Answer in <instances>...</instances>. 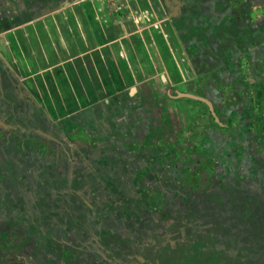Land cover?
Segmentation results:
<instances>
[{
  "label": "rangeland",
  "instance_id": "1",
  "mask_svg": "<svg viewBox=\"0 0 264 264\" xmlns=\"http://www.w3.org/2000/svg\"><path fill=\"white\" fill-rule=\"evenodd\" d=\"M91 2L90 9H93L92 4H95L97 18L101 19L103 24L106 23L109 29L114 28L115 35L113 34L112 38L106 37L103 43L100 41L96 43L89 37L86 47L80 42L78 35V30L82 29L83 25L78 28L72 27V36H68L64 32L65 27L60 25L57 28L53 25L54 20L66 21L68 14L63 12L64 10L52 13L58 5L63 7L83 4V0H0V33L3 34L0 42L3 46L5 44L0 50L9 58L7 65L18 68L19 77L23 78V82L31 72L30 68L27 67L25 70L19 66L21 63L27 64L26 61H31L26 60L23 51L25 48L30 51L38 44L36 49L38 48L40 52L45 35H49L48 30L63 31V36L57 35L54 39L56 43L54 49L57 53L58 50L64 52L68 44L80 52L94 53L99 47L96 50L98 54L94 53L84 60V66L83 60H76L77 66L67 70L64 68L67 64L61 65L62 59L59 57L55 66L61 68L51 71H58L61 74L35 75L33 84H30L42 105L37 106L45 116L42 117L43 120L34 119L35 110L31 108L28 110L29 107L22 103L18 108L24 118L22 116L18 118V127L14 128V132L6 133V129L12 130L11 126H5L4 131L0 130V180H4L9 189L8 196H15L13 193L19 189L13 186L22 175L18 166H23V172L26 174L23 175L24 183L30 181L29 176L38 165L42 167V175L53 174L58 177L57 172L64 171L71 162L73 168L78 170V176L83 162L96 164L97 156H102L99 153L102 149L110 148L107 152L112 157V151L118 146L126 149L153 147L161 140L169 141L163 119L167 115L168 118L169 116L175 118L176 115L168 112V109L172 110L173 107H170L171 101L165 99V89L171 84L178 87L179 82L183 86L186 84L189 90L194 88L193 83L204 84L206 90L200 91L212 95L224 119L232 121L229 133L220 132L218 128L212 130L208 122H204L206 129L212 131L207 130L213 145V149L208 150L209 155L216 159L218 157L211 154L214 149L216 151L218 147H231V151L232 148L239 149L243 144L247 152L243 158L238 160L239 155L233 153L230 161L225 156V162L230 163L233 176L242 177L245 174L247 176L249 169L254 167L264 179V139L257 146L258 140L254 138V132H248L254 131V128L248 123L246 129L247 121L241 117L246 108L240 101L246 103L249 115L253 112L256 114L257 95L248 89L239 90L236 95L234 93L235 89L240 88L237 85L240 79L245 78L251 85L255 81L261 82L264 78V47L251 50V62L246 64L242 60V50L248 47L242 38L237 37L238 33L231 32V35L227 29L229 26H235L239 30L246 26L256 28L262 26L264 31V0H181L184 6H180V13L179 10L172 9V6H165L164 0H116L117 5L109 0ZM86 13L77 9L75 18L89 19ZM45 21L50 25L48 28ZM221 28L227 31L225 33L227 35L217 32ZM70 38L73 43H69ZM117 38L120 39L118 42ZM51 39L48 37V40ZM227 42L232 46L227 45ZM165 47L172 55L178 53L179 56L174 60L167 59ZM217 52L224 58H217ZM38 79L42 82L37 83ZM69 80L73 82L66 85ZM133 88L135 91L132 94ZM25 98L26 96L24 100ZM14 108L15 106L12 109L8 107L5 111L7 114L14 113ZM31 119L36 120L38 125H32ZM26 127L28 128L25 130L31 131L34 137L25 138L24 142H21L17 131ZM241 130L248 132L246 143H241L238 137ZM128 131H131V136L127 134ZM145 133L156 139L147 140ZM223 134H226V138ZM186 158L191 160L194 158V162L199 159L195 155L183 157V160ZM185 166L188 169L193 168L191 164ZM214 169L221 174L225 171V168L220 170V167ZM72 176L73 179L77 177ZM180 183L181 181L177 184ZM77 184H71L74 190L83 189V183ZM27 188L31 190L30 186H26L25 190ZM182 189L189 188L184 186ZM73 205L76 207V204ZM31 218L30 211L25 210L24 222L27 231L32 230L28 227L32 225ZM79 219L82 222L83 215ZM44 225H48V221ZM74 227L73 236L77 234L81 237L83 224L79 222ZM14 234L10 236H18V234L13 236ZM26 237L29 236L25 235L24 238ZM183 237L163 243L159 255H173L171 261L168 263L164 261L163 264H201L203 261L212 260L208 256L196 257L193 254L204 245L205 238L196 237L189 240ZM3 241L0 240V248L3 247ZM6 242H13L14 246L11 249H0V257L5 258L2 264L8 262L38 264L32 249L34 247L39 249V246L35 245L33 239L27 241L26 246L20 245V248L15 245L17 241L7 239ZM40 245L44 246V243ZM152 260L145 258L142 264H152Z\"/></svg>",
  "mask_w": 264,
  "mask_h": 264
},
{
  "label": "flooded vegetation",
  "instance_id": "2",
  "mask_svg": "<svg viewBox=\"0 0 264 264\" xmlns=\"http://www.w3.org/2000/svg\"><path fill=\"white\" fill-rule=\"evenodd\" d=\"M164 5L167 6L165 0ZM176 7L173 4L172 9ZM227 29L229 34L238 33L237 37L248 47L242 50V60L246 64L251 62V50L264 47L262 26H246L240 30L229 26ZM224 31L223 28L217 30L221 35L227 32ZM2 35L0 33V38ZM227 45L232 46L230 42ZM4 46L0 42V47ZM217 55L219 59L224 58L219 52ZM7 59V54L0 50V130L11 126L12 130H5L11 134L18 127V118H24L18 108L22 103L29 107L28 110H35L34 119L45 116L38 108L40 103L33 87L19 77L18 68L7 65ZM243 79L239 80L240 88L234 90L235 95L247 89ZM193 86L192 90L180 82L178 87L166 86L165 99L171 101L170 107H173L168 112L176 115L163 119L169 141L161 140L153 147L126 149L118 146L112 151V157L108 153L110 148L102 149L97 163L83 162L78 176L71 162L64 171L57 172L58 177L42 175V167L38 165L29 176L32 182L24 183L23 175L26 174L23 166H18L22 175L13 185L19 187L13 193L15 196H8L9 189L4 180H0V240H4L0 249L14 246L13 242H6L7 239L17 241V248L33 239L41 249H32L38 264H142L145 258L153 259L152 264H163L173 258V255H159L164 242L182 236L189 240L203 237L206 239L204 245L193 254L212 260L201 264H264V179L254 167L249 169L247 176H233L225 156L230 161L233 153L239 155L238 160L243 158L247 155L243 144L231 151V147H218L217 152L214 149L211 154H215L216 159L209 155L208 150L213 149V145L207 130H211L206 129L204 122H208L212 130L218 128L220 132L229 133L232 121L224 119L212 95L200 91L206 90L204 84L193 83ZM178 91L209 99L223 125L216 122L205 103L173 98ZM240 104L246 108L241 117L247 121V129L251 119L246 103L240 101ZM13 106L14 113L7 114L5 110ZM256 112L264 115L262 108H257ZM30 123L38 125L36 120L31 119ZM27 128L17 131L21 142L34 137ZM248 132H254L259 146L264 137L257 131ZM248 132H239L241 143L247 142ZM127 134L131 136V131ZM145 136L147 140L156 139L150 134L145 133ZM104 151H108L106 155ZM189 155L199 159L196 162L194 158L183 160ZM186 164H191L192 170ZM217 167L225 168L224 173L215 172ZM72 175L77 177L73 179ZM179 181L181 183L177 184ZM72 183H83V189L74 190ZM26 186L31 190H25ZM184 186L189 189H182ZM25 210L32 215V225L28 226L31 231L26 230ZM37 222L41 224L36 225ZM79 222L83 224V235L73 236L74 225ZM13 233L18 236L11 237ZM25 235L30 239L24 238ZM42 243L44 246L40 245ZM3 260L5 258L0 257V264Z\"/></svg>",
  "mask_w": 264,
  "mask_h": 264
},
{
  "label": "crops",
  "instance_id": "3",
  "mask_svg": "<svg viewBox=\"0 0 264 264\" xmlns=\"http://www.w3.org/2000/svg\"><path fill=\"white\" fill-rule=\"evenodd\" d=\"M91 0H83V4H70V5H64L63 7H60V5L56 6L55 9H53L54 14L64 10L63 12L68 14V17H66V21L65 20H54L53 21V25H55L57 28L60 27V25L62 27H65L66 29L64 30L65 33H67L68 36H72V27H80L83 25V28L78 30V35H79V39L80 42H83V45H85L86 47L88 46V38L91 37V39L95 40V42L97 43L98 41H100L101 43H103L106 39V37H111L114 34L115 35V30L113 29H109L107 25L103 24L104 22L97 18V9L95 7V4H92L93 9L91 8ZM58 4V3H57ZM62 6V5H61ZM77 9H81L85 12H87L86 14L90 17L89 19H84L83 20H79L80 18H75V12L77 11ZM96 11V12H95ZM95 12V13H94ZM40 20H37V22ZM35 22V23H37ZM60 23V24H59ZM79 23V24H77ZM45 25L47 26V28L50 26L48 25V23L45 21ZM83 30V31H82ZM48 30V36L45 35L44 40L42 41V49H41V53L39 52V49L36 47H38V44L34 47L31 48L30 51H28L27 48H25V50L23 51V54L25 53V58L26 60H31V61H26V63H21L19 66L22 69L27 70V67L31 69V72L29 73V77L25 78L28 83L33 84L34 78L36 74L40 75V74H44V75H53V73L55 75L61 74L60 72L58 73V71H54L52 72L51 70H55L56 68H58L59 66H55V64L57 63L56 60H58V58L60 57V59H62V61L60 62L61 65L63 64H67L66 67L71 70V68L73 66H77V63H75L76 60H83V66L85 65V61L87 58H89V56H92L96 53V50L99 49V47L96 48V50L94 51V53L92 51H88V52H83V51H77L75 50V48H71L69 47V44L66 45L67 49L63 50L64 52H61L60 50H58L59 52H55L54 46H56L55 42V37L57 38V35L59 36H63V31L62 29H58L57 31ZM118 33V30H117ZM66 36V35H65ZM32 37V36H31ZM48 37H51V40H48ZM103 37V38H102ZM127 37V36H126ZM47 39V40H46ZM124 39V38H122ZM120 39L117 38L116 42H118ZM125 43H127L126 41H124ZM69 43H73L71 38L69 40ZM55 44V45H54ZM114 48V47H113ZM30 58V59H29ZM44 60L45 63H44ZM49 60V62H48ZM68 61V62H67ZM31 62V63H30ZM26 64V65H25ZM64 65V66H65ZM36 66V67H35ZM61 68V66L59 67ZM68 73H70L68 71ZM84 72H83V76H84ZM66 75V70L64 72V76ZM29 79V80H28ZM66 81V80H65ZM37 83H40L42 81H40L38 79V81H36ZM72 80H69L68 82H66V85H70V83H72ZM65 83V82H64Z\"/></svg>",
  "mask_w": 264,
  "mask_h": 264
},
{
  "label": "trees",
  "instance_id": "4",
  "mask_svg": "<svg viewBox=\"0 0 264 264\" xmlns=\"http://www.w3.org/2000/svg\"><path fill=\"white\" fill-rule=\"evenodd\" d=\"M223 33H225V31ZM164 51L167 53L165 55V56H167V59L172 58L174 60L175 57L179 56L178 53L175 56L172 55L170 50L167 47H165ZM168 52H169V54H168ZM185 55L187 56V54H185ZM262 75H263V73H261V76ZM245 81L247 82L246 79H245ZM246 87L248 90L252 91L253 94L257 95V100H255L257 102L256 103L257 104L256 109L262 108V110H264V78H263V82L255 81L251 85L247 82ZM249 116L251 119V123H250L251 127H253L254 131H257L259 133V135L263 138L264 136L261 134H264V115H261L258 112H256V114L254 115V112H253Z\"/></svg>",
  "mask_w": 264,
  "mask_h": 264
},
{
  "label": "water",
  "instance_id": "5",
  "mask_svg": "<svg viewBox=\"0 0 264 264\" xmlns=\"http://www.w3.org/2000/svg\"><path fill=\"white\" fill-rule=\"evenodd\" d=\"M165 2L167 6H173V4H176L177 5L176 10H180V6H182L181 0H165ZM134 91H135V88L132 89V94L134 93ZM172 97L173 98H190V99L205 103L209 107V110L212 113L213 117L215 118L216 122L223 125L215 111L214 104L209 99L199 96V95L181 92V91H178L177 95L172 96Z\"/></svg>",
  "mask_w": 264,
  "mask_h": 264
},
{
  "label": "built area",
  "instance_id": "6",
  "mask_svg": "<svg viewBox=\"0 0 264 264\" xmlns=\"http://www.w3.org/2000/svg\"><path fill=\"white\" fill-rule=\"evenodd\" d=\"M109 2H112L113 4L115 3L117 5L116 0H109ZM118 6H120V5L118 4ZM117 9L119 10L120 7H118Z\"/></svg>",
  "mask_w": 264,
  "mask_h": 264
}]
</instances>
